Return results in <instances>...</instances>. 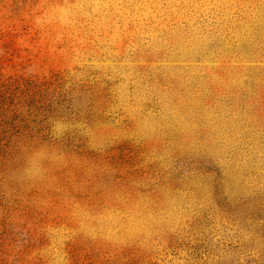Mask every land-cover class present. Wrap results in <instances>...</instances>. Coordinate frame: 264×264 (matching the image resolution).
<instances>
[{
  "label": "rangeland",
  "instance_id": "1",
  "mask_svg": "<svg viewBox=\"0 0 264 264\" xmlns=\"http://www.w3.org/2000/svg\"><path fill=\"white\" fill-rule=\"evenodd\" d=\"M54 73L95 117L1 159L0 264H264V0H0Z\"/></svg>",
  "mask_w": 264,
  "mask_h": 264
},
{
  "label": "trees",
  "instance_id": "2",
  "mask_svg": "<svg viewBox=\"0 0 264 264\" xmlns=\"http://www.w3.org/2000/svg\"><path fill=\"white\" fill-rule=\"evenodd\" d=\"M1 81V80H0ZM60 73L40 78L7 77L0 82V165L12 158L22 142H51L58 118L93 119L90 88L66 86Z\"/></svg>",
  "mask_w": 264,
  "mask_h": 264
}]
</instances>
